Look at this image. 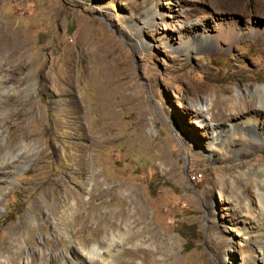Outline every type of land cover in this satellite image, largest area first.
Returning <instances> with one entry per match:
<instances>
[{
  "label": "rangeland",
  "instance_id": "rangeland-1",
  "mask_svg": "<svg viewBox=\"0 0 264 264\" xmlns=\"http://www.w3.org/2000/svg\"><path fill=\"white\" fill-rule=\"evenodd\" d=\"M0 40V264H264V0H0Z\"/></svg>",
  "mask_w": 264,
  "mask_h": 264
},
{
  "label": "bare ground",
  "instance_id": "bare-ground-1",
  "mask_svg": "<svg viewBox=\"0 0 264 264\" xmlns=\"http://www.w3.org/2000/svg\"><path fill=\"white\" fill-rule=\"evenodd\" d=\"M1 41V40H0ZM2 43V42H1ZM0 43V44H1ZM6 46V45H5ZM0 47H2V45L0 46ZM1 50V49H0ZM4 50V49H3ZM3 53H4V51H2ZM2 52H0V54H2ZM6 53V52H5ZM23 53V52H22ZM7 54V53H6ZM4 55V54H3ZM20 56V55H19ZM10 58V57H9ZM230 92V91H229ZM228 94V91H221V93L219 94V98H220V100H222L223 102H225V103H227L226 101L228 100V102H229V100L230 101H232L233 100V97H231L230 95H227ZM254 94L253 95H255V96H257L258 97V99H257V102L258 103H260V107L261 108H264V104H263V99H264V86H259V87H256L255 89H254V92H253ZM236 95H238V93L236 94ZM236 97H239V96H236ZM244 97V96H243ZM239 99H240V97H239ZM240 100H242V99H240ZM234 101H235V98H234ZM237 102V101H236ZM235 102V103H236ZM246 102H248V101H246ZM240 103V102H239ZM238 103V104H239ZM241 103H243L242 101H241ZM249 103V102H248ZM240 105V104H239ZM250 103L249 104H245V105H243V107L242 108H250ZM234 106H236V105H234ZM233 107V106H232ZM237 107V106H236ZM241 108V109H242ZM252 110V111H251ZM251 111V112H250ZM260 111H261V109H259V108H256V109H247L246 110V114L248 113V116L249 117H247V123H249L250 125H254V126H260L261 124H263V122L262 121H264L262 118H259L258 116H259V113H260ZM251 114V115H250ZM264 134V133H263ZM25 153H24V151H23V153L22 154H20V155H11V154H7V155H2V157H0V181L2 182V181H5V179L8 177V172H10V169H14V167H19L21 164H22V162H23V159H26L25 158ZM10 176V175H9ZM257 191V190H256ZM256 194V193H255ZM258 194V193H257ZM260 197V196H259ZM258 202V201H257ZM263 203V202H262ZM262 206V205H261ZM248 210V209H247ZM252 212V211H251ZM253 216V215H252ZM248 217V216H247ZM253 219V218H252ZM254 224H257V221L255 220L254 221ZM251 226V225H250ZM97 249V248H96ZM96 249L95 248H92L91 250H89V251H87L88 253H92L93 255H96L97 257H99V262H101L102 260H103V255H101L100 253H98L97 251H96ZM106 249H109V248H107L106 247ZM105 249V250H106ZM108 251V250H107ZM100 252V251H99ZM104 252H106V251H104ZM106 254H108L109 255V253L108 252H106ZM108 255H106V256H108ZM104 261V260H103ZM98 262V263H99ZM108 263H110V261L108 262ZM107 263V261H104L103 262V264H108ZM95 264V263H94ZM97 264V263H96Z\"/></svg>",
  "mask_w": 264,
  "mask_h": 264
}]
</instances>
